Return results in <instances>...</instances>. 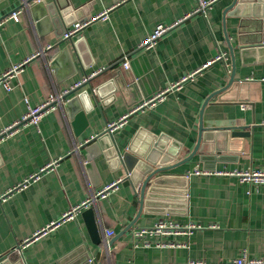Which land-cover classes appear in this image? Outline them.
Returning a JSON list of instances; mask_svg holds the SVG:
<instances>
[{"label": "crops", "instance_id": "crops-1", "mask_svg": "<svg viewBox=\"0 0 264 264\" xmlns=\"http://www.w3.org/2000/svg\"><path fill=\"white\" fill-rule=\"evenodd\" d=\"M63 1L75 7L77 21L104 11L107 15L64 38L50 17L46 20L52 28L46 23L39 29L23 6L25 0H0V74L53 45L11 78V88L0 83V132L22 118L29 106L50 93L70 91L100 68L105 69L90 79L94 86L119 75L120 88L114 100L88 112L89 123L79 134L62 106L47 112L37 125H21L0 139V264H186L190 259L219 262L243 250L264 256V184L218 173L264 167V0L244 2L238 9L244 14L235 7L227 11L233 0H215L205 13L194 14L197 0ZM16 8L22 11L20 20L9 18ZM158 24L174 25L152 47H141ZM219 54L224 58L215 60ZM48 55L56 62L51 64ZM126 57L128 68L123 65ZM196 71L161 100L132 112ZM232 76V86L217 95ZM123 116L122 124L110 132L121 149L138 132L142 138L147 132L164 133L186 148L176 162L187 160L167 170L163 180L174 194L184 187L187 199L180 209L186 213L141 211L139 187L121 182L75 218L21 246L69 209L125 178L124 168H111L102 155L94 159L99 178L94 183L80 149ZM201 126L249 135L226 142L223 151L200 153L195 149ZM210 144L205 141V149ZM35 174L39 176L32 178ZM89 207L96 210L100 243L82 214ZM166 216L200 227L189 236L175 237L184 245L135 244L134 230ZM110 230L114 233L106 235ZM105 243H110L108 249Z\"/></svg>", "mask_w": 264, "mask_h": 264}, {"label": "water", "instance_id": "water-1", "mask_svg": "<svg viewBox=\"0 0 264 264\" xmlns=\"http://www.w3.org/2000/svg\"><path fill=\"white\" fill-rule=\"evenodd\" d=\"M247 1L250 0H233L227 11L235 7V12L244 14V10L238 9L242 8V4ZM89 5L90 2H88ZM23 6L28 8L27 11L33 17L39 29L46 23L49 24V28H52L51 21L46 20V18L50 17L53 24L57 27L56 32L61 35L66 32L70 25L78 20L73 11L75 7L71 3H65L63 0H25ZM78 11L80 10L78 9ZM78 11L76 10L77 13ZM75 44L78 47V44ZM47 58L50 60L51 56L48 55ZM56 60L51 59V64L55 63ZM119 77L121 76H114L107 82L97 86H94L93 80H90L91 77L68 91L64 97L62 106L64 111L68 113L76 134H79L88 125V112L96 106L106 105L114 100L116 91L120 88ZM234 81V76H232L227 86L217 90L216 94L218 95L231 87ZM87 84L89 89L85 88ZM107 84H110L109 86L111 87L109 94L105 92V85ZM247 135H249V132L244 130H233V128L207 129L201 126L199 144L195 151H199L200 153L223 151L225 148L222 145L226 142L229 141L231 143L236 137ZM140 138L141 141H139ZM205 141L211 142L207 149L204 147ZM80 149L82 152L81 157L85 159L84 166L94 183L99 182L94 159L103 155L111 168H124L126 176L123 183L139 187V190L136 192L139 194L141 211L144 210L148 213L158 214L186 213V210L180 209L181 207L184 208V202L187 199V192H185L184 187L179 188L177 194H174L173 191L167 189L172 186L166 185L163 182L166 178L167 170L187 160L183 159L181 162H176L177 159L183 158L187 150L175 138L164 133L155 134L151 132H147L142 138L141 133L138 132L128 146L125 149H121L117 145L113 134L106 130L85 142ZM82 214L86 219L94 241L96 243L102 242L94 207L85 209ZM109 244L105 243L106 249H108Z\"/></svg>", "mask_w": 264, "mask_h": 264}, {"label": "built area", "instance_id": "built-area-1", "mask_svg": "<svg viewBox=\"0 0 264 264\" xmlns=\"http://www.w3.org/2000/svg\"><path fill=\"white\" fill-rule=\"evenodd\" d=\"M215 0H197V5L192 14L194 13H205L207 8L214 2ZM22 11L20 8H16L12 10L9 13V18H13L15 20H20ZM107 15V11H104L99 16L92 17L88 20H82V21H76L73 23L64 33V38H73L74 36L78 35L81 30L87 26L90 22L97 18H104ZM191 14H188V16ZM181 21V20H180ZM178 23V22H176ZM175 23V24H176ZM172 25H166V24H158L153 32L146 37L141 42V47L143 48H150L152 47L157 40L165 33L167 32ZM52 44H48L47 50L52 48ZM47 50L41 49L37 52L33 53L30 57L26 58L25 60L9 67L5 72L0 74V83H4V85L7 86V88H11V78L14 77L16 74H18L24 67V65L33 57H36L38 55L45 54ZM224 55L219 54L216 58L218 60L223 59ZM124 67H129V59L126 57L124 61ZM105 68H100L99 71H103ZM99 71H96L95 73H92L88 76H86L83 81L77 83L75 85L78 86L81 83L87 81L92 76H94ZM199 71V70H198ZM197 73L192 72L185 76L183 80L173 83L170 86H168L165 90L160 91L148 98H146L143 102H141L139 105H137L133 110H139L144 109L152 104H154L157 100H161L165 93L177 86H179L184 80L191 79L193 76ZM68 93V91L64 92H54L50 93L43 102L36 106H29L26 113L20 118L19 120H16L12 124H10L8 127H6L2 132H0V139L3 138L6 134H10L13 131H15L19 126L21 125H27V124H34L37 125L41 118L50 111L56 110L59 107L62 106L64 97ZM126 116H123L120 118L119 121L111 122L107 125L106 130L109 132H113L119 125L122 124L124 121V118ZM196 173H202V171L197 170ZM203 173H208L207 171H204ZM218 173H226L228 175H234L237 176L238 179L242 182H250L255 184H264V167H249L244 169H237L233 171H219ZM39 174H35L33 177H38ZM125 178H120L108 185H106L104 188L93 194L88 199L84 200L81 204L69 209L66 211L62 218L58 221L51 222L47 224L46 226L42 227L40 230L34 233L32 237H28L21 243V246H25L28 243H30L33 239L47 233L49 230L54 228L55 226L59 225L62 221L73 219L75 216L82 210L84 207H88L89 205L93 204L97 198L99 197H106L111 190L117 189L119 187V184L124 181ZM27 182V181H26ZM5 195L2 196L4 198ZM1 199V197H0ZM200 227V225H197L192 222H188L187 224H182L176 220H173L169 217H162L160 218L155 224L149 227H140L134 230L133 232V238L136 245L144 244V245H156L159 247L164 246H176V245H184L185 242H180L175 239L176 236H189L192 234L195 228ZM114 232L112 230L106 232V235L111 236ZM186 264H264V256H250L246 250H243L242 253L235 257L230 258L226 260H221L219 262H208L204 259H190Z\"/></svg>", "mask_w": 264, "mask_h": 264}]
</instances>
